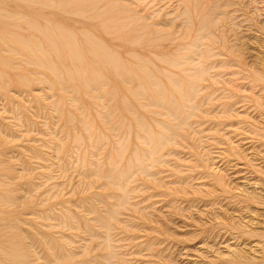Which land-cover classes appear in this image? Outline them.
Instances as JSON below:
<instances>
[{
	"label": "rangeland",
	"instance_id": "rangeland-1",
	"mask_svg": "<svg viewBox=\"0 0 264 264\" xmlns=\"http://www.w3.org/2000/svg\"><path fill=\"white\" fill-rule=\"evenodd\" d=\"M0 264H264V0H0Z\"/></svg>",
	"mask_w": 264,
	"mask_h": 264
}]
</instances>
